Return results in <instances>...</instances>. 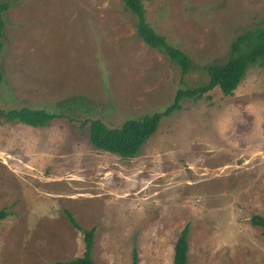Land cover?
Segmentation results:
<instances>
[{"label": "rangeland", "instance_id": "obj_1", "mask_svg": "<svg viewBox=\"0 0 264 264\" xmlns=\"http://www.w3.org/2000/svg\"><path fill=\"white\" fill-rule=\"evenodd\" d=\"M1 1L0 109L63 117L43 128L0 118V264L81 257L66 212L96 230L95 264H132L135 249L139 264H173L187 225L188 264H264L250 222L264 217V63L232 95L183 100L135 158L96 149L84 124L119 128L207 84L205 67L263 26L264 0H143L150 25L191 59L186 75L138 37L121 0Z\"/></svg>", "mask_w": 264, "mask_h": 264}, {"label": "trees", "instance_id": "obj_2", "mask_svg": "<svg viewBox=\"0 0 264 264\" xmlns=\"http://www.w3.org/2000/svg\"><path fill=\"white\" fill-rule=\"evenodd\" d=\"M125 9L136 19L138 37L151 49L160 51L173 63L178 65L182 74L189 73L192 67L191 59L180 49L170 45L166 37L160 35L150 25L146 18V9L143 0H121ZM11 8V3L0 0V54L4 48V29L6 27L4 14ZM264 63V22L261 28L249 30L240 35L231 45V53L227 63L212 64L205 67L209 80L204 86L196 89L179 90L174 102L163 112L145 115L139 119H130L119 128H109L103 121L87 120L89 141L93 147L100 151L118 155L129 160L137 157L144 145L158 131L164 117H168L181 110V103L185 99H200L213 90H219L224 95H232L245 79L248 70L255 65ZM3 84V74L0 68V87ZM77 105L85 108L86 101L81 98H71ZM69 101V102H70ZM74 103V104H75ZM77 110L76 107H69ZM61 113H53L45 109L21 108L12 110L0 109V118L7 122H18L34 128H43L53 120L62 118ZM67 219L72 226L80 231L84 238L85 249L81 257L55 264H95L93 251L95 246L96 230H85L75 220L70 212H66ZM9 213L6 209L0 210V222L7 219ZM252 226L260 228L264 237V217L254 215L250 219ZM190 227L187 225L174 246L173 264H188ZM132 264H139L137 250L133 251Z\"/></svg>", "mask_w": 264, "mask_h": 264}]
</instances>
